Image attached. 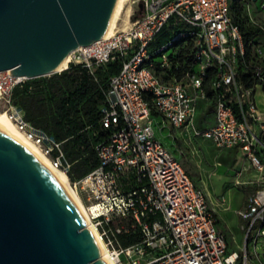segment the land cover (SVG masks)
<instances>
[{
	"label": "built area",
	"instance_id": "2783aa9c",
	"mask_svg": "<svg viewBox=\"0 0 264 264\" xmlns=\"http://www.w3.org/2000/svg\"><path fill=\"white\" fill-rule=\"evenodd\" d=\"M258 2L264 13V0H235L233 7L230 0H128L130 26L81 47L68 66L92 76L121 66L100 107L99 164L76 180L63 142L14 103L18 86L41 77L0 72V111L68 176L116 264H264V114L255 97L264 90V20L250 13ZM235 6L261 36L246 41ZM210 108L214 120L205 125L201 116ZM157 117L219 149L238 150L257 172L260 187L237 212L243 254L230 251L206 191L157 137Z\"/></svg>",
	"mask_w": 264,
	"mask_h": 264
},
{
	"label": "water",
	"instance_id": "95a60500",
	"mask_svg": "<svg viewBox=\"0 0 264 264\" xmlns=\"http://www.w3.org/2000/svg\"><path fill=\"white\" fill-rule=\"evenodd\" d=\"M117 0H0V72L55 74L104 38ZM49 171L0 127V264H108Z\"/></svg>",
	"mask_w": 264,
	"mask_h": 264
},
{
	"label": "trees",
	"instance_id": "16d2710c",
	"mask_svg": "<svg viewBox=\"0 0 264 264\" xmlns=\"http://www.w3.org/2000/svg\"><path fill=\"white\" fill-rule=\"evenodd\" d=\"M239 9L240 6L233 8V16L241 25L246 41L261 36L259 28L236 17L234 12ZM120 67L118 62L111 63L92 76L85 67L71 65L60 74L31 80L14 90V103L25 111L26 119L63 142L73 164L72 180L99 164L94 145L104 134L99 124L100 107L105 102L109 79Z\"/></svg>",
	"mask_w": 264,
	"mask_h": 264
},
{
	"label": "rangeland",
	"instance_id": "374dc122",
	"mask_svg": "<svg viewBox=\"0 0 264 264\" xmlns=\"http://www.w3.org/2000/svg\"><path fill=\"white\" fill-rule=\"evenodd\" d=\"M230 2L233 7L235 0H230ZM260 4L261 2L253 4L250 13L255 20L263 21L264 13L259 11ZM239 10L235 11L234 14L240 20L247 22L245 11L242 8ZM124 16L125 14L117 23L114 32L129 27L125 24ZM168 37H163L161 41H167ZM168 53L171 54L172 50ZM52 75L54 74L45 77L49 78ZM162 121L161 117L156 118L157 137L180 161L193 182L198 187L206 188L210 200L214 203L212 206L217 212V219L224 230L230 251L243 254L241 251L245 239V232L241 229L243 222L234 214H237L236 210H243L246 207L251 196L260 187L257 182L259 178L256 175L257 172L250 168L247 160H243V162L241 157L239 158L235 149H219L213 142L204 140L191 131L173 129L169 123L164 126ZM201 121L205 125L213 122L211 108L201 116ZM222 198L227 201L225 206L230 208L227 211L224 210L225 206L218 203V199ZM258 254L261 261L264 262L263 240L258 243ZM250 255L254 256L252 250Z\"/></svg>",
	"mask_w": 264,
	"mask_h": 264
},
{
	"label": "bare ground",
	"instance_id": "6f19581e",
	"mask_svg": "<svg viewBox=\"0 0 264 264\" xmlns=\"http://www.w3.org/2000/svg\"><path fill=\"white\" fill-rule=\"evenodd\" d=\"M127 1L128 0H117L109 26L104 34V38L112 36L117 26V23L122 18L123 14H125V24L127 26H130L131 11L130 7L127 6ZM125 8L126 11H124ZM79 51H81V47L77 48L76 50L72 51L69 55H67L60 64V66L55 70V72H63L66 68H68L70 62L76 58ZM0 127L4 131H6L10 136H12L17 142H19L42 165L43 168H45L51 173L57 183L61 186V188L65 191V193L75 204L78 212L80 213L85 223L83 229L85 230L87 228L92 232L102 252V255L99 257L103 258L108 264H116L112 260L110 252L107 250V247L105 245V242L100 238V234L90 218V214L87 210V207L83 203L78 193L72 188L68 176L61 170L52 167L50 159L42 152V150L38 146L28 140L21 132L17 130L16 126L9 119L8 115L5 112H0Z\"/></svg>",
	"mask_w": 264,
	"mask_h": 264
},
{
	"label": "crops",
	"instance_id": "0c3cea01",
	"mask_svg": "<svg viewBox=\"0 0 264 264\" xmlns=\"http://www.w3.org/2000/svg\"><path fill=\"white\" fill-rule=\"evenodd\" d=\"M256 102H257V105H258V108H259V111L261 112V113H263L264 114V90L262 89V88H258L257 89V91H256ZM213 120H214V118H213ZM213 123V122H212ZM209 141V140H208ZM235 151L237 152V154H238V156H239V158L241 157V159H242V161L244 160L243 158H242V156H241V153L238 151V150H236L235 149ZM241 161V162H242ZM244 162V161H243ZM257 175V174H256ZM197 186V185H196ZM198 187V186H197ZM199 188H201V187H199ZM201 189H203V190H205L206 191V188H201ZM206 193H207V191H206ZM207 195H208V193H207ZM208 198H209V195H208ZM209 201H210V204H211V206L214 204L211 200H210V198H209ZM227 204V203H226ZM212 208H213V206H212ZM214 209V208H213ZM230 208H227V207H224V210L225 211H227V210H229ZM239 210H236V213L238 212ZM214 212H215V216H216V220H217V223H218V225H219V227H220V229L223 231V233H224V230L222 229V227H221V225H220V223L218 222V219H217V212L214 210ZM235 215V217H238V218H240L239 217V215H238V213L237 214H234ZM241 219V218H240ZM243 222V221H242ZM244 224V223H243ZM242 224V225H243ZM242 225H241V229H242ZM243 230V229H242ZM244 231V230H243ZM245 232V231H244ZM224 235H225V233H224ZM225 239H226V236H225ZM244 241H245V239H244ZM244 241H243V244H244ZM226 242H227V239H226ZM227 244H228V242H227ZM228 248H229V245H228ZM230 249V248H229Z\"/></svg>",
	"mask_w": 264,
	"mask_h": 264
}]
</instances>
